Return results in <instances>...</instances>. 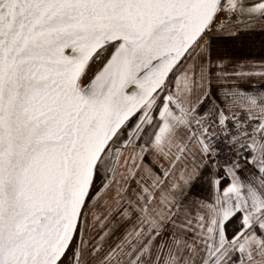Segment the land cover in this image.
I'll use <instances>...</instances> for the list:
<instances>
[{"label": "snow or ice", "instance_id": "6c2138e0", "mask_svg": "<svg viewBox=\"0 0 264 264\" xmlns=\"http://www.w3.org/2000/svg\"><path fill=\"white\" fill-rule=\"evenodd\" d=\"M0 264H264V0H0Z\"/></svg>", "mask_w": 264, "mask_h": 264}]
</instances>
